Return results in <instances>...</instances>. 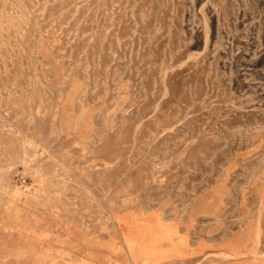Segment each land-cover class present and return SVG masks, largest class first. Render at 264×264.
I'll return each instance as SVG.
<instances>
[{"label":"rangeland","instance_id":"rangeland-1","mask_svg":"<svg viewBox=\"0 0 264 264\" xmlns=\"http://www.w3.org/2000/svg\"><path fill=\"white\" fill-rule=\"evenodd\" d=\"M0 264H264V0H0Z\"/></svg>","mask_w":264,"mask_h":264}]
</instances>
